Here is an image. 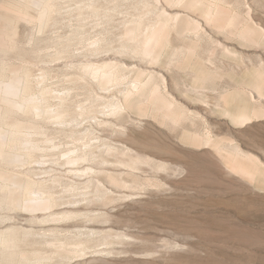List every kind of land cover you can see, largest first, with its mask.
Listing matches in <instances>:
<instances>
[{"label":"rangeland","instance_id":"374dc122","mask_svg":"<svg viewBox=\"0 0 264 264\" xmlns=\"http://www.w3.org/2000/svg\"><path fill=\"white\" fill-rule=\"evenodd\" d=\"M16 74L0 264H264V0H0Z\"/></svg>","mask_w":264,"mask_h":264},{"label":"bare ground","instance_id":"6f19581e","mask_svg":"<svg viewBox=\"0 0 264 264\" xmlns=\"http://www.w3.org/2000/svg\"><path fill=\"white\" fill-rule=\"evenodd\" d=\"M33 2L35 5H40L42 3V0H33ZM22 85H23V78L18 74L14 75L12 78H10L7 81L0 80V95L4 96L17 109H23L25 106H28L27 104H30V103L35 101V99L31 96L30 97H22ZM31 106H33V104H31ZM37 107H38V105H37ZM35 108H36V106H35ZM9 132H12V131H9V130L2 131L0 138H1V141L3 142V144H4V142H6L8 136H10L12 134L11 133L9 135ZM22 143L24 146H30L32 144V142L30 140H27V139L24 142L22 141ZM34 148H35V146H34ZM11 158H12V160L18 161V162H22V160H23V157L17 153H13ZM32 205H34V203L31 204V206Z\"/></svg>","mask_w":264,"mask_h":264}]
</instances>
